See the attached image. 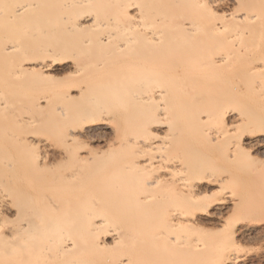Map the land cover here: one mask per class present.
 <instances>
[{
  "label": "bare ground",
  "instance_id": "6f19581e",
  "mask_svg": "<svg viewBox=\"0 0 264 264\" xmlns=\"http://www.w3.org/2000/svg\"><path fill=\"white\" fill-rule=\"evenodd\" d=\"M248 137L264 0H0V264H247Z\"/></svg>",
  "mask_w": 264,
  "mask_h": 264
},
{
  "label": "rangeland",
  "instance_id": "374dc122",
  "mask_svg": "<svg viewBox=\"0 0 264 264\" xmlns=\"http://www.w3.org/2000/svg\"><path fill=\"white\" fill-rule=\"evenodd\" d=\"M120 57H122V56H120ZM122 58H124V57H122ZM27 91H31V90L28 89ZM110 108H111V110L117 112L119 110V104L111 103ZM118 115L119 114H117V116ZM119 117L120 116H118V118ZM119 120H121V119L119 118L118 121ZM108 132H109V134H111V129H108ZM251 139L252 138L248 137L246 141H247V148L249 150H251V152L253 153L251 155L252 158L250 157L251 158L250 159L248 157L249 159L247 158V160H243V161H240V160L239 161L234 160V161H228V162L224 161V163H225L224 166L227 169H230V171H232L233 173H235L236 175H234V176L235 177L237 176V179H241V181H243L246 184L247 190L264 191V172H263L264 171V150L257 149V148L254 149L252 147ZM96 144L105 145L106 142L103 138H100V140L96 141ZM224 163H222V166ZM234 183L235 182L226 183V188L224 190L225 191L229 190L228 186L229 185L232 186V185H234ZM239 186H240L239 184L236 185V190L239 189ZM260 236H262V235H260ZM260 236H256V238L246 240L238 247V250L240 253H245L249 257H254V260H249L247 264H254V263L260 264V260L256 256V255L264 253V236H262L263 239ZM257 237H260V238H257ZM187 254H188V252H187ZM257 260H259V261H257ZM263 264H264V261H263Z\"/></svg>",
  "mask_w": 264,
  "mask_h": 264
}]
</instances>
